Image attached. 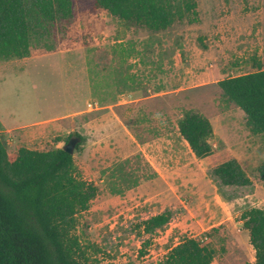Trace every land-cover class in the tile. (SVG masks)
<instances>
[{
  "label": "rangeland",
  "instance_id": "374dc122",
  "mask_svg": "<svg viewBox=\"0 0 264 264\" xmlns=\"http://www.w3.org/2000/svg\"><path fill=\"white\" fill-rule=\"evenodd\" d=\"M197 2L198 22L160 32L104 10L39 19L31 56L0 59V133L11 155L64 148L73 133L86 139L75 164L99 192L77 214L82 262L160 264L196 238L216 250L213 264L256 263L242 215L264 210V135L250 132L218 83L264 61V0ZM98 49L110 55L106 73L95 66ZM189 112L213 124L208 158L198 159L179 132ZM231 158L251 189L220 190L213 181L212 170ZM166 210L171 222L146 234L142 223Z\"/></svg>",
  "mask_w": 264,
  "mask_h": 264
},
{
  "label": "trees",
  "instance_id": "16d2710c",
  "mask_svg": "<svg viewBox=\"0 0 264 264\" xmlns=\"http://www.w3.org/2000/svg\"><path fill=\"white\" fill-rule=\"evenodd\" d=\"M77 10H104L154 32L186 18L190 24L199 21L197 0H0V59L29 58L38 20H71ZM109 59L105 49H98L94 57L104 68ZM255 64L256 72L223 79L218 85L223 96L244 112L250 132L264 135V61ZM179 132L198 159L213 155L214 128L209 119L189 112L179 122ZM73 137L80 140L76 149L86 141L73 133L67 142ZM257 172L264 181V164ZM211 173L220 190L254 186L235 158ZM98 192L94 183L78 175L74 154L64 148L21 147L11 155L0 133V264H87L82 262L85 252L75 234L77 214L89 210ZM171 219L172 211L166 210L144 221L142 228L153 234ZM242 221L256 251L255 264H264V210L252 208L243 213ZM215 258L212 246L189 238L173 247L160 264H213Z\"/></svg>",
  "mask_w": 264,
  "mask_h": 264
},
{
  "label": "water",
  "instance_id": "95a60500",
  "mask_svg": "<svg viewBox=\"0 0 264 264\" xmlns=\"http://www.w3.org/2000/svg\"><path fill=\"white\" fill-rule=\"evenodd\" d=\"M79 141L78 138H72L69 143L64 147V150L67 151L70 154L75 153L76 144Z\"/></svg>",
  "mask_w": 264,
  "mask_h": 264
},
{
  "label": "crops",
  "instance_id": "0c3cea01",
  "mask_svg": "<svg viewBox=\"0 0 264 264\" xmlns=\"http://www.w3.org/2000/svg\"><path fill=\"white\" fill-rule=\"evenodd\" d=\"M109 56H110V55H109ZM91 58H93V55H92ZM94 61H95V60H94ZM96 64H97V63L95 62V66H97ZM98 65H99V64H98ZM99 66H100V67H99ZM99 66H97V67H99V70H101V71H103L104 73H106V68H107L108 66L105 67V68L102 67L101 65H99ZM115 88H116V86H115ZM93 91H94V90L92 89V92H93ZM99 92H100V93H101V92H105V89H100ZM88 106H89V105H88ZM77 113H78V112H77ZM99 121H101V120L99 119L98 122H99ZM75 122H76V121H75ZM82 128H83V127H82ZM183 139H184V138H183ZM184 140H185V139H184ZM185 141H186V140H185Z\"/></svg>",
  "mask_w": 264,
  "mask_h": 264
}]
</instances>
